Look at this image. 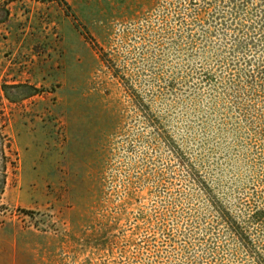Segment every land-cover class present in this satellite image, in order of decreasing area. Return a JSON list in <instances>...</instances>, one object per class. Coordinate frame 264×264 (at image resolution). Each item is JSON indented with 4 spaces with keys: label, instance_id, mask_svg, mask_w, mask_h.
<instances>
[{
    "label": "rangeland",
    "instance_id": "374dc122",
    "mask_svg": "<svg viewBox=\"0 0 264 264\" xmlns=\"http://www.w3.org/2000/svg\"><path fill=\"white\" fill-rule=\"evenodd\" d=\"M231 1L0 0V264L203 256L215 212L177 151L234 217L226 262L264 264L261 44L227 48L257 38L259 2L220 31Z\"/></svg>",
    "mask_w": 264,
    "mask_h": 264
},
{
    "label": "trees",
    "instance_id": "16d2710c",
    "mask_svg": "<svg viewBox=\"0 0 264 264\" xmlns=\"http://www.w3.org/2000/svg\"><path fill=\"white\" fill-rule=\"evenodd\" d=\"M259 6L255 9L253 17L256 18L255 22H253V25H256V31L255 35L257 38L250 39V42H246L242 40V38L238 37V35L234 36L231 42V46L227 44L228 50H230V54L233 55L236 53L239 49H246L244 52L252 53L249 49L255 48L257 45V42H259L261 45V50L259 53H261L262 57L255 58L253 54H251L252 58H249L246 54V58H243V62L245 65H251L254 63H257V72L261 76V79L264 80V0H258ZM231 7L227 10V12H224L223 17V23H220V31L226 30V28L229 27H235L237 26L235 21L237 19H241V11L247 10L249 8L250 4H253L250 2V0L243 1V0H232L230 2ZM244 8V9H243ZM225 11V10H224ZM230 18V20H226L227 18ZM225 18V19H224ZM217 21V18H213ZM230 21V22H229ZM243 23V22H242ZM258 25V28H257ZM244 27V26H243ZM235 27L234 29H236ZM241 28V27H240ZM239 28V29H240ZM255 28V27H254ZM238 29V28H237ZM242 30V28H241ZM239 31V30H238ZM240 32V31H239ZM255 41V42H254ZM257 41V42H256ZM246 42V43H245ZM242 47V48H241ZM258 47V46H257ZM259 50V49H258ZM245 52V53H246ZM262 59V60H261ZM238 62H240L238 60ZM260 62V64H259ZM248 83L255 82L257 78H255L254 73H248L246 74ZM206 83L212 82V77L210 75H205L204 77ZM177 162L180 166H182L187 173V178L193 183L194 186L198 187L199 192L202 193L207 205L209 208H211L215 212V218L212 221L211 227L206 228V233L201 239H196L198 241L199 247L204 248L206 253L203 256L200 255H194L196 252H194L197 249L196 244H191L189 242H184L181 244V247L179 253L186 257L185 260L188 261L189 264H229L226 262V259L224 256H222V252L220 250H223L222 248H225L223 244H218V240L221 238L222 235L226 234V236H229L228 244L234 243L237 240L238 231L236 227V223L234 220V217L228 210H226L224 207L221 206V203L215 197V194L213 190H211V187L207 185V182L205 178L197 173L194 164H192L189 159L185 158V155H183L180 151L176 152ZM6 165H7V158L5 156L3 148H0V195L3 193L4 185H5V171H6ZM184 170V171H185ZM165 223V222H164ZM223 225V227H221ZM162 233L167 236L169 239H173L174 234L170 235L167 233L168 225L163 224L162 227ZM196 247V248H195ZM201 257H209L210 259L207 260V262L201 261ZM231 264V263H230Z\"/></svg>",
    "mask_w": 264,
    "mask_h": 264
}]
</instances>
